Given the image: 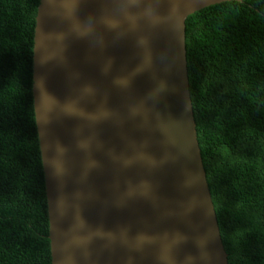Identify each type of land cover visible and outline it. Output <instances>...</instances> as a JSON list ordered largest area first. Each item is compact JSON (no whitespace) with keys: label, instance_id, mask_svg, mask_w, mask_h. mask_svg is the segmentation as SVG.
<instances>
[{"label":"water","instance_id":"1","mask_svg":"<svg viewBox=\"0 0 264 264\" xmlns=\"http://www.w3.org/2000/svg\"><path fill=\"white\" fill-rule=\"evenodd\" d=\"M225 1L39 0L31 81L51 264H228L185 47L186 17Z\"/></svg>","mask_w":264,"mask_h":264},{"label":"trees","instance_id":"2","mask_svg":"<svg viewBox=\"0 0 264 264\" xmlns=\"http://www.w3.org/2000/svg\"><path fill=\"white\" fill-rule=\"evenodd\" d=\"M39 0H0V264H51L32 95ZM197 139L228 264H264V0L185 19Z\"/></svg>","mask_w":264,"mask_h":264}]
</instances>
